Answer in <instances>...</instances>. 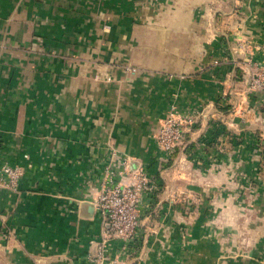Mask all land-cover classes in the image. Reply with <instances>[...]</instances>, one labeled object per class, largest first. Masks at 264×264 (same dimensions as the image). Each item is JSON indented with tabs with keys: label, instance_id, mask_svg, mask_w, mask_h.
Wrapping results in <instances>:
<instances>
[{
	"label": "crops",
	"instance_id": "crops-1",
	"mask_svg": "<svg viewBox=\"0 0 264 264\" xmlns=\"http://www.w3.org/2000/svg\"><path fill=\"white\" fill-rule=\"evenodd\" d=\"M254 66L264 0H0V179L22 171L0 186V264H94L109 168L161 189L117 264H264ZM195 112L185 145L161 151V123Z\"/></svg>",
	"mask_w": 264,
	"mask_h": 264
},
{
	"label": "built area",
	"instance_id": "built-area-1",
	"mask_svg": "<svg viewBox=\"0 0 264 264\" xmlns=\"http://www.w3.org/2000/svg\"><path fill=\"white\" fill-rule=\"evenodd\" d=\"M253 70L251 87L255 90L264 89V70H259L256 66ZM198 114H170L161 123L156 134L155 140L159 149L171 154L176 148L185 145V136L192 132ZM2 175L4 177L0 179V186L16 191L22 175L21 168L5 164L2 166ZM125 175L131 178L130 182L123 180L118 170L109 168L102 179L95 203L101 218L102 232L93 255L94 264H117L122 259L128 260L134 249L129 245L138 239L157 206L156 196L161 190L160 185L145 169L127 171ZM111 243L124 244L126 251L122 258L120 254H117L114 260L107 258Z\"/></svg>",
	"mask_w": 264,
	"mask_h": 264
},
{
	"label": "rangeland",
	"instance_id": "rangeland-1",
	"mask_svg": "<svg viewBox=\"0 0 264 264\" xmlns=\"http://www.w3.org/2000/svg\"><path fill=\"white\" fill-rule=\"evenodd\" d=\"M195 125H197V124H195ZM190 133H191V132H190ZM190 133L186 134V136H187V135H190Z\"/></svg>",
	"mask_w": 264,
	"mask_h": 264
}]
</instances>
